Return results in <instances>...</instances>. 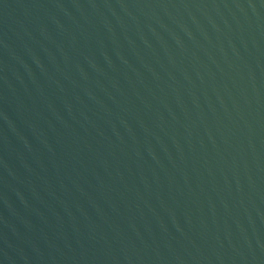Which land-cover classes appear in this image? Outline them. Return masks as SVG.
I'll return each instance as SVG.
<instances>
[{
	"label": "water",
	"instance_id": "1",
	"mask_svg": "<svg viewBox=\"0 0 264 264\" xmlns=\"http://www.w3.org/2000/svg\"><path fill=\"white\" fill-rule=\"evenodd\" d=\"M0 264H264V0H0Z\"/></svg>",
	"mask_w": 264,
	"mask_h": 264
}]
</instances>
